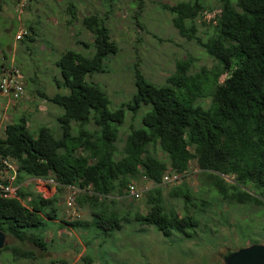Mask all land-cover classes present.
Segmentation results:
<instances>
[{
  "label": "trees",
  "instance_id": "trees-1",
  "mask_svg": "<svg viewBox=\"0 0 264 264\" xmlns=\"http://www.w3.org/2000/svg\"><path fill=\"white\" fill-rule=\"evenodd\" d=\"M221 3L208 23L212 32L206 40L199 36L196 24L205 16L203 0L161 6L172 15L180 36L202 48L216 64L191 74L192 61L179 60L163 85L150 82L136 69L135 94L117 109L110 108L111 101L100 86L86 80L103 73L104 60L118 52L107 26L112 5L105 17L83 18V26L93 35L95 53L88 57L75 50L63 52L55 63L60 72L55 85L64 93L42 94L64 111L58 117L61 136L56 137L47 126L33 134L24 117L3 128L0 159L16 163V182L22 186L17 197L0 196L1 232L22 246L46 251L49 224L61 227L58 196L44 198L29 191L23 184L25 178H52L59 192L74 187L76 203L87 208L91 218L67 224L89 234L96 230L94 238L110 236L133 222L152 226L166 238L197 237L200 219L213 209L214 202H196L189 187H173L169 196L183 197L179 198L184 211L180 215L166 205L163 195L164 175L185 177L193 163L205 189L216 191L222 203L264 207V0ZM67 13L75 19L74 4ZM26 32L22 39L33 43L34 28ZM222 75L226 78L221 83ZM206 98L211 99L208 107L203 102ZM142 106L148 108L143 127L130 129L120 154L116 143L126 110L136 113ZM91 124L95 129L89 130ZM157 149L166 160L158 157ZM140 178L152 184L142 192L149 206L146 213L130 210L132 203L121 208L117 201L127 197L128 186ZM22 246L2 250L11 251L17 260L37 259L34 250Z\"/></svg>",
  "mask_w": 264,
  "mask_h": 264
},
{
  "label": "rangeland",
  "instance_id": "rangeland-1",
  "mask_svg": "<svg viewBox=\"0 0 264 264\" xmlns=\"http://www.w3.org/2000/svg\"><path fill=\"white\" fill-rule=\"evenodd\" d=\"M181 1L190 0H0V64L13 61L22 74L26 88V97L17 103L9 101L8 106L7 100L0 98V102L5 101L0 107V136H3V128L7 124L18 122L23 117L33 134H38L39 128L47 126L56 137L61 136L58 117L64 111L43 99L42 94L54 96L58 92L64 93L55 85V79L60 78L55 63L63 52L75 50L85 56H93L94 38L83 26L82 20L92 14L105 17L110 4L107 26L118 52L104 60L103 73L89 75L86 80L97 84L107 93L111 109L120 108L132 99L136 91V69L156 85L167 82V78L176 71L179 60L192 61L191 74L212 69L216 61L194 42L180 36L172 24V15L161 7ZM203 1L205 16L204 19H197L196 24L199 36L206 40L207 34L212 32L208 23L220 11L222 3L221 0ZM71 4L75 5V19L67 13ZM29 27L34 28L33 43L25 39L15 40L19 33L28 31ZM225 78L226 75H222L220 82ZM203 102L208 107L211 99H203ZM147 111L148 108L144 106L136 113L126 110L116 143L120 154L130 129L143 127V117ZM74 126L76 128L72 123ZM88 128L92 130L95 126L91 124ZM156 154L166 160L159 149ZM199 174L193 163L190 173L182 176L177 184H165L163 190L166 205L176 209L180 215L184 211L182 199L179 198L183 197H170L173 187H189L196 202H214L213 209L200 219L197 237L190 240L179 235L166 238L154 227L135 222L123 224L120 231L110 236L94 238L96 230L89 234L67 224L75 221L67 214L66 196L70 190L59 192L58 186L49 182L25 178L23 183L29 191L39 193L44 198L58 196V218L63 222L60 223L61 227L57 226L58 223L49 224L46 233L49 246L46 251H39L30 244L22 246L7 236L5 246L16 245L34 250L37 259L17 260L11 251L0 250V264H228V258L239 249L256 243L264 245V207L222 203L216 191L205 189ZM226 180L232 182V178L226 177ZM135 184L141 193L152 188V184L144 178ZM117 201L121 208L132 203L134 207L130 210L139 209L143 213L149 208L143 195L138 200L124 196L117 198ZM76 209L80 213L77 220H90L87 208L76 203Z\"/></svg>",
  "mask_w": 264,
  "mask_h": 264
},
{
  "label": "built area",
  "instance_id": "built-area-1",
  "mask_svg": "<svg viewBox=\"0 0 264 264\" xmlns=\"http://www.w3.org/2000/svg\"><path fill=\"white\" fill-rule=\"evenodd\" d=\"M27 34L26 31L19 33L15 40L22 39ZM0 94L9 101L17 103L26 97V89L23 82L21 72L17 67L9 63L0 64ZM182 175L176 173H166L163 177V184L174 185L181 180ZM39 179V178H38ZM17 180V165L11 159H0V196L3 198H13L18 196V191L22 184H18ZM44 180V179H40ZM53 186L58 184L54 179L44 180ZM24 184V183H23ZM67 191L71 192L66 196V207L69 218L77 220L80 218V213L76 209V189L67 187ZM127 197L138 200L142 193L136 184H130L126 189Z\"/></svg>",
  "mask_w": 264,
  "mask_h": 264
},
{
  "label": "water",
  "instance_id": "water-1",
  "mask_svg": "<svg viewBox=\"0 0 264 264\" xmlns=\"http://www.w3.org/2000/svg\"><path fill=\"white\" fill-rule=\"evenodd\" d=\"M7 236L0 231V250L5 248ZM228 264H264V245L252 244L234 252L228 258Z\"/></svg>",
  "mask_w": 264,
  "mask_h": 264
},
{
  "label": "crops",
  "instance_id": "crops-1",
  "mask_svg": "<svg viewBox=\"0 0 264 264\" xmlns=\"http://www.w3.org/2000/svg\"><path fill=\"white\" fill-rule=\"evenodd\" d=\"M11 63H14L13 61L11 62ZM0 98H3V99H5V101L7 100V104H8V106H9V99H7L6 97H4V96H2L1 94H0ZM5 101L4 102H0V107H1V105L2 104H4L5 103ZM5 108V107H4ZM6 108H7V106H6ZM9 108H7L6 110H8ZM38 180H40V179H38Z\"/></svg>",
  "mask_w": 264,
  "mask_h": 264
},
{
  "label": "clouds",
  "instance_id": "clouds-1",
  "mask_svg": "<svg viewBox=\"0 0 264 264\" xmlns=\"http://www.w3.org/2000/svg\"><path fill=\"white\" fill-rule=\"evenodd\" d=\"M14 64V63H13ZM15 65V64H14ZM26 89V88H25ZM35 179H38V178H35Z\"/></svg>",
  "mask_w": 264,
  "mask_h": 264
}]
</instances>
